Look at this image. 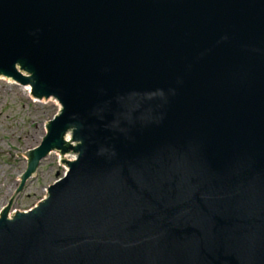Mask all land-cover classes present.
Returning a JSON list of instances; mask_svg holds the SVG:
<instances>
[{
    "label": "water",
    "instance_id": "95a60500",
    "mask_svg": "<svg viewBox=\"0 0 264 264\" xmlns=\"http://www.w3.org/2000/svg\"><path fill=\"white\" fill-rule=\"evenodd\" d=\"M0 77L61 106L0 264H264V0H0Z\"/></svg>",
    "mask_w": 264,
    "mask_h": 264
},
{
    "label": "rangeland",
    "instance_id": "374dc122",
    "mask_svg": "<svg viewBox=\"0 0 264 264\" xmlns=\"http://www.w3.org/2000/svg\"><path fill=\"white\" fill-rule=\"evenodd\" d=\"M7 79L0 78V213L26 171L27 161L21 153L41 144L47 124L61 109L57 100H34L22 85ZM74 156L73 152L61 155L54 150L42 159L12 198L10 213L36 206L46 196L47 188L66 172L67 165L60 163L61 158L72 160Z\"/></svg>",
    "mask_w": 264,
    "mask_h": 264
},
{
    "label": "bare ground",
    "instance_id": "6f19581e",
    "mask_svg": "<svg viewBox=\"0 0 264 264\" xmlns=\"http://www.w3.org/2000/svg\"><path fill=\"white\" fill-rule=\"evenodd\" d=\"M0 78H2V77H0ZM7 80H11V81H13L12 79H7ZM14 82V81H13ZM24 87V89H25V91L27 92V94H28V96H30L31 97V87L30 86H23ZM35 100V99H34ZM38 101V100H37Z\"/></svg>",
    "mask_w": 264,
    "mask_h": 264
}]
</instances>
